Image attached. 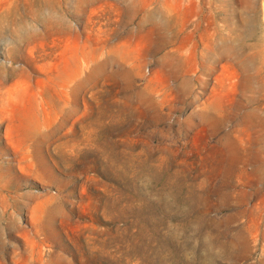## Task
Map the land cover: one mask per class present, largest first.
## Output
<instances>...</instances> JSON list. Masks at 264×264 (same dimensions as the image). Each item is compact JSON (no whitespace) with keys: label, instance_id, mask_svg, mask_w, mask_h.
Wrapping results in <instances>:
<instances>
[{"label":"rangeland","instance_id":"1","mask_svg":"<svg viewBox=\"0 0 264 264\" xmlns=\"http://www.w3.org/2000/svg\"><path fill=\"white\" fill-rule=\"evenodd\" d=\"M0 264H264V0H0Z\"/></svg>","mask_w":264,"mask_h":264}]
</instances>
